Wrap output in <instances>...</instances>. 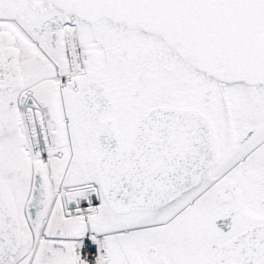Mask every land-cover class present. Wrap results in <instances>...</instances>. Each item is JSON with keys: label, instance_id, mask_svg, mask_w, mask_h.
Returning <instances> with one entry per match:
<instances>
[{"label": "snow or ice", "instance_id": "obj_1", "mask_svg": "<svg viewBox=\"0 0 264 264\" xmlns=\"http://www.w3.org/2000/svg\"><path fill=\"white\" fill-rule=\"evenodd\" d=\"M0 264H264V0H0Z\"/></svg>", "mask_w": 264, "mask_h": 264}]
</instances>
